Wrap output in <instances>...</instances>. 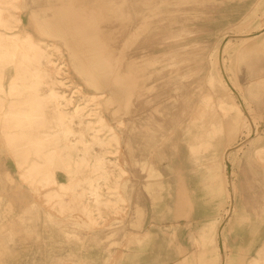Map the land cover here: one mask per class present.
Here are the masks:
<instances>
[{
	"label": "bare ground",
	"instance_id": "obj_1",
	"mask_svg": "<svg viewBox=\"0 0 264 264\" xmlns=\"http://www.w3.org/2000/svg\"><path fill=\"white\" fill-rule=\"evenodd\" d=\"M78 1L45 0L46 5L40 6V11H37L40 1L30 0L32 9L28 13L23 0H0V145L14 153L22 179L39 183L42 187V184L49 187L55 185V189L45 192L50 206L62 215L76 212L78 208L81 214L88 217L89 224L94 225L99 218L96 215L101 216L108 212L123 214L127 208L124 180L127 171L123 165H117V162L108 157V154L122 151V128L125 126L123 115L136 109H133V101L142 91V78L134 71L136 68L146 70L145 67L153 65L154 62L148 59L140 64L130 61L127 63L128 71L122 73V61L107 49L101 38L100 22L106 17H112L110 14L114 9L109 10L105 5H112V1L105 4L103 0L100 4L101 10L91 9L89 13L84 5H78ZM124 2L128 4L126 18L131 20L133 12L130 9L135 1ZM199 2L202 4L205 0ZM158 5L150 0L143 2L142 10L138 12L142 21L139 28L147 31L152 26V20L162 15ZM262 7L264 0L260 1L253 14ZM26 13L29 18L34 19L33 23L29 22ZM245 38L249 39V36ZM259 42L261 43L245 45V53L258 46L264 48V38ZM52 54H57V59L54 60ZM222 57V52L216 57L221 74L213 71L210 77V83L221 96L214 106L212 96H205V103L211 107L206 113L207 116H215L220 111L231 120L242 117L249 121L262 119L264 93L252 92L249 97L234 76L229 80ZM195 61L197 62L196 59ZM234 64L235 62L232 67ZM8 67H12L14 74L9 80L8 88H5ZM66 79L77 87L76 91L73 88L74 91L66 94L61 90L66 85ZM43 86H47V93L42 92ZM76 92H80L86 101L84 104L74 105L72 112H68ZM249 98L262 101L257 105L263 111L261 116L255 113ZM232 99L238 100V106L232 104ZM90 101L95 102V109L90 108ZM76 135H79L76 141H71L70 138ZM177 135L178 133L175 136ZM249 140L241 142L238 147H243ZM255 145L253 143L254 147ZM74 151L77 154L70 155ZM255 158L256 252L248 264H264V145L255 148ZM61 169L70 175L68 182L59 179L57 171ZM236 190L237 188L235 192Z\"/></svg>",
	"mask_w": 264,
	"mask_h": 264
},
{
	"label": "rangeland",
	"instance_id": "obj_2",
	"mask_svg": "<svg viewBox=\"0 0 264 264\" xmlns=\"http://www.w3.org/2000/svg\"><path fill=\"white\" fill-rule=\"evenodd\" d=\"M39 1L40 5L36 8L37 11H40V6L46 5L45 0ZM104 1L107 4L110 0ZM111 1L112 5L105 6L109 10L114 8L112 10L113 13L110 14L112 17L108 15L110 19L106 17L100 22L101 38L105 42L107 49L114 53L118 60L122 61L121 72L126 73L128 71L127 63L130 61L140 64V62H145L148 59L154 62L153 65L145 67L146 70L136 68V71H134L138 77L142 78V91L137 94L133 101V109H136L123 115L125 126L122 128V151L108 154V157L117 162V165L125 164L123 148L130 145V140L125 139L128 135V122L137 116L152 115L157 118L160 117L162 121L165 120L164 122L171 123L173 130L166 135L163 133L164 136L161 135V139L157 141L159 142V147L166 149L168 153H174L179 144L182 145L183 143L182 146L185 145L184 132L188 126L187 122L201 121L204 117H207L206 113L211 108L210 105L205 103V96H212L214 100L213 106L215 105V101L221 96V93L215 90L210 83L213 71L221 74L219 72L218 59L216 58L221 52L223 67L227 72L229 80L234 76L243 90L251 83V74L264 69V51L255 50L244 58L240 57L242 53H245V45L257 44L264 37V34L259 36L264 31V7L260 8L259 12L257 11L253 14L257 5L262 0H205V3L202 4L199 2L202 0H198V2L195 0H150L154 4H159L158 8L161 9L159 12L162 15L160 14L159 17L152 20V26L147 31L141 27L139 28L142 21L138 17V12L142 10L143 2L149 0H129L135 1V4L131 5L132 9H130L133 12L131 15L133 19L131 18V20L126 18V14H128L127 2L123 3V1L127 0ZM101 2L103 0H79L78 5H84L87 8L86 12L89 13L91 9L101 10ZM24 5H26L25 2ZM29 5L28 7L25 6L28 13L32 8ZM28 13L25 16L30 19L29 22H32L34 19L29 18ZM256 14L257 16H255ZM36 20L38 21V18ZM248 22L250 24H247ZM160 29L162 30L160 31ZM16 30L18 31L19 29ZM247 36H249V39L245 38ZM234 37H237V39ZM57 56V54H52L54 60L57 59ZM234 62L235 66L232 67ZM143 65L145 66L144 63ZM13 72L12 67L6 69L5 88H8L9 80L14 74ZM152 79L153 81H150ZM65 82L66 85L61 87V90L65 91L66 94H70L74 90L76 91L77 87L75 88V85L68 81V79ZM46 88L47 86L42 87L43 93H47ZM73 88L74 90H72ZM179 97H184V99H180ZM73 99V105L67 110L68 112H72L74 105H81L86 101V98L80 92H76ZM249 100L255 113L261 116L263 111H260L257 105L262 101L251 98ZM231 102H234L232 103L233 105L238 106L237 99H232ZM88 103L91 104L90 108H96L95 102L90 101ZM217 116L229 118L224 116V112L220 111L217 113ZM243 118L245 121H248L246 117H242L241 119ZM111 122L114 123V121ZM253 123H255L256 128L255 140H253L256 148L264 145V117L253 120ZM75 127L78 128V125ZM175 132H180L181 135L175 136L177 134ZM78 137L79 135H76L75 137H71L70 140L76 141ZM249 137L251 138L248 131L247 137L243 141H248ZM75 154H77V151L70 153L73 156ZM20 173L21 171L15 162L14 153L1 144V260L11 258L10 247L27 244L32 240L37 243L41 242L42 236L40 234L43 232L44 234L45 232L47 233L51 244L52 242L57 243L59 238L61 240L64 237L67 241L73 242L75 240L81 242L83 249L86 248V254L88 255L90 247L95 248L97 244H104L106 242H109L110 247L118 245L115 239L118 238L121 231L130 227H138L139 213L137 209H132L129 203L123 214H109L110 212H108L105 215H96L99 218L97 224L94 225L89 224L88 217L81 214L79 210L62 215L47 203V198L45 197V192L49 189H55V185L54 187H49L42 184V187L39 183H31L22 179ZM57 175L64 182H68L70 179V175L64 169L58 170ZM125 176L127 177V175ZM50 254L56 253L50 251ZM83 258L87 259L88 256Z\"/></svg>",
	"mask_w": 264,
	"mask_h": 264
},
{
	"label": "crops",
	"instance_id": "obj_3",
	"mask_svg": "<svg viewBox=\"0 0 264 264\" xmlns=\"http://www.w3.org/2000/svg\"><path fill=\"white\" fill-rule=\"evenodd\" d=\"M24 2L28 7L29 0ZM255 50L264 48L240 57ZM250 78L242 90L249 97L264 93V69ZM236 120L215 115L187 122L185 145L169 154L157 141L173 130L170 122L145 115L130 119V145L123 148L125 198L139 213L138 227L121 231L118 245L90 247L88 255L81 242L64 237L51 244L43 232L39 243L10 247L11 258L0 264H248L256 252V128L252 120ZM247 131L251 139L238 147Z\"/></svg>",
	"mask_w": 264,
	"mask_h": 264
}]
</instances>
